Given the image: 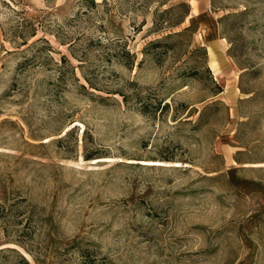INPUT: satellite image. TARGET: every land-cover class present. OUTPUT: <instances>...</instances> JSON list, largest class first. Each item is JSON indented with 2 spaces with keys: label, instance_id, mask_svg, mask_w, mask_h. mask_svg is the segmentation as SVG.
Instances as JSON below:
<instances>
[{
  "label": "rangeland",
  "instance_id": "374dc122",
  "mask_svg": "<svg viewBox=\"0 0 264 264\" xmlns=\"http://www.w3.org/2000/svg\"><path fill=\"white\" fill-rule=\"evenodd\" d=\"M0 264H264V0H0Z\"/></svg>",
  "mask_w": 264,
  "mask_h": 264
},
{
  "label": "crops",
  "instance_id": "0c3cea01",
  "mask_svg": "<svg viewBox=\"0 0 264 264\" xmlns=\"http://www.w3.org/2000/svg\"><path fill=\"white\" fill-rule=\"evenodd\" d=\"M209 62H210V70L215 73L216 75L220 74L221 65L215 56H209Z\"/></svg>",
  "mask_w": 264,
  "mask_h": 264
},
{
  "label": "trees",
  "instance_id": "16d2710c",
  "mask_svg": "<svg viewBox=\"0 0 264 264\" xmlns=\"http://www.w3.org/2000/svg\"><path fill=\"white\" fill-rule=\"evenodd\" d=\"M91 4H93V1H91Z\"/></svg>",
  "mask_w": 264,
  "mask_h": 264
}]
</instances>
